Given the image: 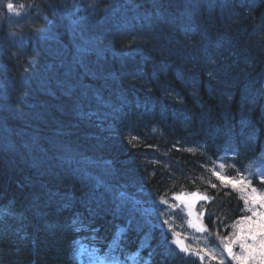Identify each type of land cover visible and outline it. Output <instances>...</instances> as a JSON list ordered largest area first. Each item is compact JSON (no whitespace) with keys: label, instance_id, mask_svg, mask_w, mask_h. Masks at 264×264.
<instances>
[{"label":"trees","instance_id":"16d2710c","mask_svg":"<svg viewBox=\"0 0 264 264\" xmlns=\"http://www.w3.org/2000/svg\"><path fill=\"white\" fill-rule=\"evenodd\" d=\"M34 2L50 17L29 31L0 7V264H68L71 247L82 264L73 235L115 263L237 264L224 245L241 252L235 225L252 215L241 196L264 194V101L251 94L264 78V0ZM206 31L235 42L225 61L204 58L219 45ZM181 41L198 49L182 65L171 60L190 56ZM104 63L117 73L102 75ZM224 66L240 75L217 81ZM70 158L82 168L68 174ZM95 218L110 240L83 232Z\"/></svg>","mask_w":264,"mask_h":264},{"label":"bare ground","instance_id":"6f19581e","mask_svg":"<svg viewBox=\"0 0 264 264\" xmlns=\"http://www.w3.org/2000/svg\"><path fill=\"white\" fill-rule=\"evenodd\" d=\"M42 1H44V0H42ZM189 1H192V0H189ZM8 3H12L14 5V10H9L7 8V4ZM84 4H85V6L86 5H91L92 4V0H87V2H85ZM232 4L235 7V9L237 10V12H238L240 17H244L245 20H248V21L251 20V19H248V14H249L248 10L251 7L247 6V8H246L241 3H236V2H234ZM21 5L23 7H21ZM191 5L194 7V4H191ZM47 6H48L49 12L51 13L52 16H53L52 13L56 14V12L53 11L50 3H47ZM0 7L7 8V11H9V21H10V16L11 17L16 16V19H14V21H16V23L19 24V25L12 26V27L18 28V29H24V30L27 29L28 31L30 30V28L36 29L37 27L44 26L43 22L49 20L48 17H50L49 14H47V13L44 14L42 12V10L43 11L47 10V8L43 7V6H40V5H37V3L34 2V0H0ZM54 7L57 8V9H60L62 6L60 4H56ZM206 8H207V6H206ZM197 10H202V8L201 7H197ZM27 14L33 15L36 19H38V22L35 23V24H32L31 22H29L27 24L26 23L28 21V16H26ZM62 15L64 16V14H62ZM216 21H217V19H216ZM53 23H54V21H49L48 26H52ZM59 28L61 30H64V32L68 31V29L66 27H64L63 24ZM227 28H228L229 31H232L235 28V26L228 21ZM160 29L165 31L164 29H167V28H164V26H161ZM40 33L42 35L48 36L47 34H44L41 31H40ZM202 36L206 40L208 39L209 41L211 40V42H215V43H217L219 45H224L225 48L231 49L232 47L235 46V42L234 41H230L229 39H227L225 37H221L218 34H215L213 31H206L205 33H202ZM167 40H169V39H167ZM49 41H50V38H47L45 40V43L47 44ZM181 42H183V41H181ZM211 42L210 43H201L199 49L203 51L205 49V45L211 46ZM247 42H248V39H247ZM164 45H167V44H162V47ZM80 46H83V44H80ZM152 48L154 50H156L155 45L152 46ZM165 49L168 50L169 52H171V48H168V45L163 47V50H165ZM46 50L49 53L54 51V50L50 49L48 46L46 47ZM172 50H173V48H172ZM54 52H56V51H54ZM80 52H81V50H80ZM196 53L197 52H194V53H192L193 55L190 54V56L194 57V55ZM93 62H94V60H93ZM117 63L120 64L123 67V64L120 61L117 62ZM111 64L112 63H104V64H102V66H101L102 75H104V76L105 75L114 76L117 73V72H114L115 69L111 70V68L114 67V65H111ZM261 65L264 66V60L261 61ZM116 68H118V67H116ZM225 68H227V67L224 66L223 72H224ZM262 90H263V93H264V78L260 79V81L256 80L255 83L251 86V94L253 96L258 97L256 103H263L261 101H264V97H259L258 96L261 93ZM238 100L240 101V99H238ZM243 102L244 101H240V102H238V104L242 105ZM90 105H91V107L95 108L94 104H90ZM236 110H238V109H236ZM61 114L64 115V116H70V112L67 111V110L62 111ZM43 120H44V118H43ZM200 135H202V133H197L195 136L198 137ZM0 137L3 138L4 134L1 133ZM0 142H3V140L0 139ZM67 160L68 159H66V161ZM62 162L64 163V161H60L59 164H62ZM78 165H79V163H78L77 160L75 161L73 158H70L69 162H68V166L67 165L65 166L66 170L64 169V171L66 173L70 174L72 169H74V168H82V167H79ZM73 174H74V176H77V175L82 176L83 177L82 179L85 180L87 183H89L92 180V178L95 177V175L93 173H91V172L90 173H82V172H78L77 170H74ZM56 202L57 201L54 200L53 204L51 206H54V204ZM50 209L53 210V207H51ZM74 209H78V207L75 206ZM108 226H109V224L104 222V220H103V222H101L100 219L95 218L94 221L91 223V225L85 227L83 232L86 233V234H89V235H93L95 241L104 242V241L110 240L114 236V234L111 232V227L109 226L110 227L109 228ZM0 230L1 231L5 230V225L3 223L2 224L0 223ZM14 238H15V236H14ZM72 238H73V240H77L78 246H80L79 251H81V252H83V251H85V250H87L88 248L91 247V246H87L86 242L82 243L81 240L76 235H73ZM91 239L92 238L90 237V238L83 239V240H86V241L90 242ZM1 240H2V238H0V242H1ZM24 240H26V237L24 238ZM30 242H31L32 246H34V244H36V241L34 240V237H33V239L30 238ZM45 244H48L46 239L41 243V245H45ZM23 250L25 251L24 247H23ZM76 254H77L76 248L71 247L70 251H69V254H68V264H75L74 261H75ZM35 256H38V253ZM32 264H37L35 259L32 260Z\"/></svg>","mask_w":264,"mask_h":264},{"label":"snow or ice","instance_id":"6c2138e0","mask_svg":"<svg viewBox=\"0 0 264 264\" xmlns=\"http://www.w3.org/2000/svg\"><path fill=\"white\" fill-rule=\"evenodd\" d=\"M21 7L23 6L21 5ZM7 8L14 10V5L8 3ZM219 179L223 181L225 178L219 177ZM260 182L264 185V176ZM212 186L215 187V185ZM239 191L244 193L245 188L241 187ZM241 199L244 200L245 209L252 213L250 216H242L235 225L238 231L234 234L233 239L239 242L241 252L239 254L233 252L232 241L224 245V250L237 264H264V213H258L255 208L248 207L249 200L252 204L259 203L261 207H264V194L257 195V189L251 188L250 194L242 195ZM245 226L247 231L244 230ZM221 264H223V260H221Z\"/></svg>","mask_w":264,"mask_h":264},{"label":"rangeland","instance_id":"374dc122","mask_svg":"<svg viewBox=\"0 0 264 264\" xmlns=\"http://www.w3.org/2000/svg\"><path fill=\"white\" fill-rule=\"evenodd\" d=\"M26 16H28V21L26 22L27 24L29 23V22H31L32 24H35V23H37L38 22V19H36L33 15H29V14H27ZM14 19H16V16H14V17H11L10 16V24L12 25V26H16V25H19V24H17L16 23V21H14ZM26 24V25H27ZM133 41H134V39H133ZM181 44V46H179ZM188 46L189 45H187L185 42H182V43H177L176 45H174V47H176V48H178V47H181L180 48V50H182V51H186V50H191V53L190 54H192V53H194V52H197V48H196V45L194 46V47H191L192 49H188ZM216 48H217V50L216 51H214V54L213 55H211V54H206V52H201L203 55H204V58H209V59H220V60H226L225 58H224V56L226 55V53H228V51H230V49L229 48H225V47H219V45H216L215 46ZM232 48H234V47H232ZM173 51H176V49L175 48H173ZM233 53V52H232ZM231 53V54H232ZM193 55V54H192ZM211 56H214V57H211ZM178 57H180V58H178ZM177 58H175V59H171V60H174V61H179V64L180 65H182L183 64V62L184 61H186V60H188L189 58H191V56H189V55H184V53L182 54V53H180V55L178 56ZM195 57V56H194ZM193 57V58H194ZM235 73H237V74H239L240 75V73H238V72H236V69L234 68V67H232V66H229V67H227V68H225V70H224V72L221 74V76L219 77V76H217V77H219L218 79H217V81L222 77V78H226V75L227 74H231V75H234ZM199 79V77L197 76V75H194V77H192L191 78V80H198ZM217 82H214V84H216ZM164 88V87H163ZM138 126V125H137ZM46 223V222H45ZM245 229H246V226H245ZM244 229V230H245ZM36 232V231H35ZM36 234H37V232H36ZM191 243H194V241H190ZM91 264H98L96 261L94 262V261H92L91 262Z\"/></svg>","mask_w":264,"mask_h":264}]
</instances>
